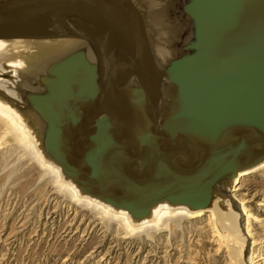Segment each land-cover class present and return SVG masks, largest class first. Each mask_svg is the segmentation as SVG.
Listing matches in <instances>:
<instances>
[{
	"label": "water",
	"instance_id": "obj_1",
	"mask_svg": "<svg viewBox=\"0 0 264 264\" xmlns=\"http://www.w3.org/2000/svg\"><path fill=\"white\" fill-rule=\"evenodd\" d=\"M0 44V103L133 222L229 206L264 163V0H0Z\"/></svg>",
	"mask_w": 264,
	"mask_h": 264
},
{
	"label": "rangeland",
	"instance_id": "obj_2",
	"mask_svg": "<svg viewBox=\"0 0 264 264\" xmlns=\"http://www.w3.org/2000/svg\"><path fill=\"white\" fill-rule=\"evenodd\" d=\"M18 138L0 116V264H236L207 215L180 224L171 220L151 237L131 234L116 220L108 229L100 215L55 188L52 174ZM238 187L237 195L257 218L250 224L254 264H264V170L244 176ZM89 222L93 232L84 236Z\"/></svg>",
	"mask_w": 264,
	"mask_h": 264
},
{
	"label": "bare ground",
	"instance_id": "obj_3",
	"mask_svg": "<svg viewBox=\"0 0 264 264\" xmlns=\"http://www.w3.org/2000/svg\"><path fill=\"white\" fill-rule=\"evenodd\" d=\"M12 48H17V46L0 44V54L5 53ZM0 116H3L15 128V132L18 133L19 136V140H17L20 143L22 141V143L25 145L24 148L31 152L34 158L38 161L36 162L41 166V168L46 170V173L52 174V179L55 181L53 183L55 188L60 193H62L61 190H63L65 197H68L72 203L76 204L77 206H80L81 204L82 207L95 212L94 214L100 215L103 218V225H105L108 229L110 222H112V220H116L120 223H124L127 229L125 227L124 228L128 232L130 231L131 234H142L145 232L146 236L151 237L156 228H167L171 220L180 224L184 218L189 219L207 215L209 220L212 222V229L215 235H217V237L229 250L231 256L235 259L236 264H250V259L251 264H254L255 260L253 256V246L255 241L253 240L250 232V224L252 220H257V218L249 212L236 192L239 188L238 185L241 179L252 172L264 170V163L257 168L240 175L237 184L232 191L234 201L233 203L229 201V206L221 207L220 205H216L215 207L208 210L191 212L184 207L173 208L168 205H161L150 219L136 223L132 221L127 212L114 210L110 206L96 199L82 195L73 183L64 179L60 169L44 158L41 151L37 148L34 137L29 128L8 105L0 103ZM57 186L59 188H57ZM237 205L239 210L237 209ZM76 220L77 213L71 219V222L67 227V231L69 233L73 231L72 229L76 224ZM91 223L92 222H89V224L83 228L84 233H82L84 236H87L93 232V229L91 230ZM83 224L84 223L82 222L77 228L81 229L82 227L80 226ZM95 227L97 226L94 225V228ZM160 231L163 230H159L157 232Z\"/></svg>",
	"mask_w": 264,
	"mask_h": 264
}]
</instances>
